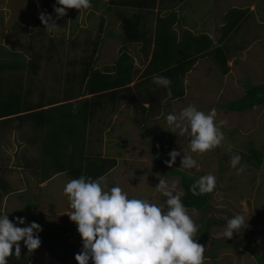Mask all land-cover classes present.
Masks as SVG:
<instances>
[{
  "label": "rangeland",
  "instance_id": "374dc122",
  "mask_svg": "<svg viewBox=\"0 0 264 264\" xmlns=\"http://www.w3.org/2000/svg\"><path fill=\"white\" fill-rule=\"evenodd\" d=\"M218 1L210 0V7L207 8L210 13ZM55 4L56 0H0V60L12 57L14 61L18 59L28 63L34 54L41 55L37 73H33L27 64L22 70L6 71L10 77L14 76L11 78L13 87L17 90L21 88L25 99L33 103L42 100L46 104L52 97L58 101L64 98L68 88L76 89V82L72 78L77 79L74 75L80 72L82 60L91 54V42L97 38L101 18L105 22L100 34L102 41L98 63H112L122 44L121 21L115 11H124L126 14L134 11L131 7L116 6L118 4L114 5L110 0H96L97 6L91 4L88 9H67L69 18L63 26L59 21L61 17L57 18L54 11ZM227 5L248 6L256 11L240 29L242 36L250 38L264 31L260 29L264 25H259L264 24V0H230L226 2ZM42 12L52 16L53 21L59 25L58 30L44 26L39 19ZM210 16V27L214 25L216 28L219 23L217 12L215 16L213 12ZM108 32L113 35H108ZM260 44L264 45V41L249 46V50L243 52L240 63L231 61L232 70L225 77L218 75L213 65L204 63L206 78L203 75L201 78L192 77L187 94L182 99L166 100L162 96V103L154 113L134 109L126 105L124 100L119 102L117 109L108 105L104 110H98V114L90 121L89 150L92 153L100 152L102 156L115 157L117 161L116 166L99 180L106 185V190L119 186L128 192L130 198L159 203L167 200L155 188L159 180L163 179L171 185L180 178L170 174L169 169L176 168L201 176L208 173L215 175L217 187L211 192L206 207L201 211L186 207L198 226L195 239L205 246L204 264H257L258 257L264 252V161L257 167L245 158V154H249L252 148L261 151L264 158V104L241 112L225 106L227 102L239 99L244 94L241 80L245 75H250L253 82L264 81V70L261 72L264 49H260ZM131 48L134 53L138 50L137 45ZM67 74L71 76L70 82L66 79ZM188 105H195L204 112L215 108L217 120L227 121L221 129L225 136L221 146L203 154L190 153L189 134H181L179 129L176 133L168 130L167 114L178 115ZM27 124L16 129V142L26 141V131L32 133ZM33 131L38 133L39 130L33 128ZM26 142L27 150L38 154L39 150L31 144V140ZM173 149L180 151L181 155L169 167L165 161L170 159L169 152ZM184 152L197 160V168L181 167ZM237 153L242 157L241 164L244 167V171L239 174L231 166V156ZM8 180L13 183L10 185L12 192L9 188L7 195L1 196V213L8 215L12 221L16 217L26 218L25 225H17L20 227L33 221L42 228L48 222L70 225L76 229L74 241L77 253L81 251V236L75 222L70 220L69 214L73 210L63 192L64 186L71 180L67 175L61 174L43 188H37L36 177L34 183L29 179L28 188L22 185L20 174L17 176L11 173ZM177 191L183 196L180 183ZM215 213H219L220 218ZM237 214L249 218L248 226L238 233L234 232L230 239L218 237L217 233L227 223V218ZM207 222L209 229L202 236L201 228ZM39 236L41 239L40 233ZM216 244H220L216 256L209 258L207 252ZM28 254V264H61L48 253L43 241L38 249L28 251ZM69 264L78 262L74 258Z\"/></svg>",
  "mask_w": 264,
  "mask_h": 264
},
{
  "label": "trees",
  "instance_id": "16d2710c",
  "mask_svg": "<svg viewBox=\"0 0 264 264\" xmlns=\"http://www.w3.org/2000/svg\"><path fill=\"white\" fill-rule=\"evenodd\" d=\"M110 2L114 5L118 4L116 6L131 7L134 10L131 14L115 11L121 21L122 46L118 50L114 64L104 69L96 67L93 55L98 51V43H91V54L82 60L80 72L74 75L77 79L72 78L77 87L76 89L68 88L63 99L56 101L52 97L48 99V104H44L42 100L31 103L25 99L21 88L17 90L13 87L11 78L14 76L10 77L6 71L22 70L27 64L33 73H37L40 67L38 63L40 54H34L28 63L18 59L14 61L12 57L0 60V130L2 127L11 126L13 124L11 122L21 127L24 118L33 119L44 125L40 183L48 181L59 173H65L70 179H78L83 175L100 180L116 166L115 157L102 156L100 152L92 153L89 150L91 142L88 128L98 110H104L108 105L118 108L119 102L125 97V89L128 90V85L135 80L137 70L127 44L143 43L145 47L151 48V57L141 72L139 84L147 83L148 88L159 87L158 89L164 91L167 89L157 84L153 85V77H167L172 81V94L169 95L167 90L166 100L182 99L185 95V75L194 67L197 59L209 55L217 63L221 73L229 72L230 67L227 65L229 55L225 53L221 45L248 12V8H230L223 17L224 23L220 27L219 38L214 42L207 33H192L186 29L180 35L177 34L174 27L179 18L174 7L165 12H162L164 8L158 9L154 23V36L150 37L151 29L149 28L153 19L151 14L157 7V0H110ZM158 3L163 7V0H159ZM91 4L97 6L96 0H91ZM104 22V18H101L98 26L99 34L103 30ZM108 35L113 33L108 32ZM71 43L76 45L74 41ZM86 43L85 45L88 46ZM66 79L70 82L71 76L67 74ZM19 86L22 87L20 82ZM132 100L139 111L149 114L154 113V110L160 106L162 97L146 94L140 97L134 96ZM263 104L264 82H260L249 83L245 93L239 99L227 102L225 106L233 111L241 112ZM0 138L3 137L0 135ZM245 158L257 167L264 161L262 152L253 148L249 150V154H245ZM168 172L180 176L179 182L184 191L182 200L185 206L203 210L208 204L211 193L197 196L190 190L201 175L189 174L176 168L169 169ZM8 192V188H0L1 196ZM0 214L3 213L0 211ZM208 222L201 228L202 236L207 234ZM262 231L264 233V229ZM75 234L74 227L52 222H48L40 232L46 250L61 264H69L77 253ZM20 243L21 256H10L8 264L29 263L27 248L22 242ZM216 245L207 252L209 258L213 259L216 256L215 252L220 244ZM257 264H264V252L258 257Z\"/></svg>",
  "mask_w": 264,
  "mask_h": 264
},
{
  "label": "clouds",
  "instance_id": "9594fccd",
  "mask_svg": "<svg viewBox=\"0 0 264 264\" xmlns=\"http://www.w3.org/2000/svg\"><path fill=\"white\" fill-rule=\"evenodd\" d=\"M58 5V6H57ZM91 7V0H56L54 11L57 18L64 17L67 9L78 10ZM39 19L45 27L57 29L52 16L41 13ZM153 82L164 87L171 95L172 81L164 76H154ZM168 130L190 136V153L203 154L221 146L225 140L223 125L225 120H217L215 108L204 112L195 105H188L177 115L166 116ZM231 152V146L228 147ZM185 153V152H184ZM180 151L169 152L170 159L165 163L172 167ZM242 157L237 153L231 156V166L242 173ZM181 167H198L197 160L189 153L181 159ZM179 180L171 185L160 179L155 186L167 200L150 203L147 199L130 198L128 192L119 186L106 190L99 180L81 175L71 179L63 192L68 197L73 210L70 220L75 222L81 236L82 249L75 254L78 264H204L205 246L195 239L198 226L187 211L182 193L177 191ZM217 187L215 175L200 176L191 186L193 195L213 192ZM212 215V214H210ZM220 218L219 213H215ZM249 219V218H248ZM248 219L242 214L227 218L218 237L230 239L234 232L248 226ZM26 218L0 214V264H8L12 255L21 256V241L29 252L40 247L39 233L42 226L33 221L26 226Z\"/></svg>",
  "mask_w": 264,
  "mask_h": 264
},
{
  "label": "crops",
  "instance_id": "0c3cea01",
  "mask_svg": "<svg viewBox=\"0 0 264 264\" xmlns=\"http://www.w3.org/2000/svg\"><path fill=\"white\" fill-rule=\"evenodd\" d=\"M158 1L159 0H157V3H156L157 7L154 9L153 13L151 14L153 15V19L150 22V28H149L151 29L149 33L150 37L154 36L153 32L155 29L154 28L155 17H156V14L158 13L159 8H164L162 12L170 10L173 7L176 9L177 18H179V20L175 24L174 28L177 34L180 35L186 29L190 30L192 33H207L214 40V42H216L217 39L219 38L220 27L224 23L223 17L225 13L230 8H248V12L245 15L244 19L232 31V33L227 37V39L223 41L221 45L225 53L229 55V59L227 61V65L230 67L229 72L232 70L231 61L235 63H240L242 56H243V52L249 50L248 48L249 46H252L253 44L261 40L264 41V31L263 30H261L260 33L255 34L253 35V37H250V38L249 36L245 38L244 36L241 35L242 27H244L245 23H247L248 18L251 16V14L256 13L254 8H250L248 6L241 7V6H236V5L226 6V2H230V0H219L218 4L215 6L216 8L214 7L213 11H211V13L213 12V16H215L217 12V18H218L219 23L217 27L215 28L214 25L210 27L211 24L209 23L210 21L209 17H211L210 16L211 13L209 10H207V8L210 7L209 6L210 0H208V2L206 3L203 0H163V3H164L163 7L161 6L162 4L158 3ZM67 17L69 18V14H66L64 17H61L59 19V21L62 23L63 26L68 21ZM259 25H264V24L261 23ZM260 27H262L260 29H264V26H260ZM100 34L98 33L96 36L97 37L96 40L91 42L92 44L98 43V51L95 56V63L94 62L93 63L96 65V67L104 69L106 66H109V67L112 66L115 60L110 64L107 62H105L104 64L98 63V53H99V48H100V44L102 41L100 40ZM134 45L138 46V50H136V53H134V50H132L131 48V46H134ZM127 48H128L129 53L134 59L135 68L137 71L135 74V80L128 85L129 86L128 90L125 89V97H123L121 101L125 100L126 105H130L134 109H137L134 106V103L132 100L134 96L140 97V95H146V94H153L160 98L162 96H167V93H166L167 90H164V91L160 90L158 89L159 87L157 88L155 87L154 89L153 86L148 88L147 83L139 84V80H140L139 77L141 75V72L144 70L146 64L149 62V59L151 57V48L145 47L143 43H129L127 44ZM260 49L263 50L264 45L260 44ZM211 60L213 59L209 55L197 59L196 63L194 64V67L186 73L185 79H184L185 95L187 94V91L189 89V80H191L192 77L196 76L198 78L199 77L201 78L202 77L201 75H203L204 78H206L207 75H206V70L204 68V63L205 64L210 63L211 65H213L212 67L214 68L216 73L220 76L225 77L226 75L229 74V72L227 74L221 73L217 63L214 60L213 62ZM263 64H264V60L262 61L261 72H263L264 70ZM137 81H138V84L136 85ZM242 82H243V90H245L249 83L258 84L264 81L253 82L250 75L248 76L245 75L243 80H241V85H242ZM154 84L155 83L153 82V85ZM73 100H76V99H73ZM23 122L28 123L27 124L29 126L28 128H31V131H32V133H30V130L26 131V134L28 136L26 141L31 140V144L35 146V148L39 150V152L38 154H34L33 150L28 151L27 150L28 148H26L28 143L26 141L21 140L22 143L15 141L17 140V135H15L16 129L21 128L23 125L21 127H17L14 124L15 122H11L13 123L11 124V126L2 127V130H0V135L3 137V138H0V188H8V191H9L10 185H13V183L9 182L8 180V175H10L11 173H15L17 176H19L20 174L22 177L21 183L26 188H28L29 179L34 183V179L36 177L37 181H35V183L36 182L38 183L37 188H43L47 185L48 182H51L54 178L60 176L61 174H65V173H59V174L54 175L48 181H45L42 183L39 182L40 159H41V148L43 146L42 139H43L44 125L41 123L35 122L33 119L29 120L27 118L26 119L24 118ZM33 128L38 129L39 130L38 133L34 132ZM9 132L11 133L9 134ZM23 146L25 147L21 151ZM11 150H14V151L11 152ZM21 173H23L24 176ZM10 192H12V188H10ZM6 195L7 194H4L3 196H6ZM0 198H1V195H0Z\"/></svg>",
  "mask_w": 264,
  "mask_h": 264
}]
</instances>
